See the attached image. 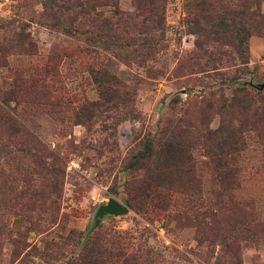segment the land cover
Returning a JSON list of instances; mask_svg holds the SVG:
<instances>
[{"label": "rangeland", "instance_id": "rangeland-1", "mask_svg": "<svg viewBox=\"0 0 264 264\" xmlns=\"http://www.w3.org/2000/svg\"><path fill=\"white\" fill-rule=\"evenodd\" d=\"M255 3L264 14V0H0V105L17 119L0 110V264H69L87 244L98 264H264ZM240 10L245 65L212 39ZM124 14L120 55L83 42ZM195 23L219 61L194 60ZM110 198L126 212L97 223Z\"/></svg>", "mask_w": 264, "mask_h": 264}, {"label": "trees", "instance_id": "trees-1", "mask_svg": "<svg viewBox=\"0 0 264 264\" xmlns=\"http://www.w3.org/2000/svg\"><path fill=\"white\" fill-rule=\"evenodd\" d=\"M254 2H257V0H253ZM79 7V13H85L83 12V4L80 3ZM142 10V7H141ZM236 14L235 12H233ZM225 14V13H223ZM243 14V11L240 10L238 12V18H234L231 21L226 20V16L223 15L222 17L218 18L217 25L215 28V31L212 30V39L216 40L217 42L225 40L227 43L231 44V46L234 48L236 51V56L240 59L242 64H246L247 61V54H248V46H247V41H246V35H245V30L243 29L244 23L241 22V16ZM250 14V19L251 22L249 24V27L251 28L252 32L258 33L260 32L259 30H263L262 28L264 27V14L261 13L260 7L257 3H255V7L249 12ZM131 15L130 14H124V15H119L116 20L112 22H108L105 24L101 22L99 31H105L104 35H101L100 38H92L89 35H86L83 37V42L90 44L91 42H99L101 43V48L105 50H111L114 52L115 55H120L119 51L123 47V45L128 46L127 42V36H128V31L126 28L122 27L123 23H126V19H130ZM158 26L161 24V21H158ZM196 26L198 27V31L195 32L197 34V38L195 40V49L193 51L194 53V60L199 61L197 59H200L202 57H206L207 60L211 58V61H219L220 60V55H212L211 53H207V51L202 48V43L204 42L203 39H201L199 35V31L201 29V26L199 23H195ZM240 24V26H238ZM79 27H77L78 29ZM153 26L146 27L143 32H151L153 29ZM203 29V27H202ZM87 50V48H85ZM205 63V62H204ZM195 64H198L195 62ZM216 67H212V69H215ZM217 71V70H216ZM218 73L223 74V71H217ZM245 86H238L236 87V91L239 93L238 96L233 97L234 105H235V110H238L239 113H244L245 111L249 110L250 104L247 99V97L243 95H248ZM258 94V93H257ZM3 104L0 105V110L2 111V115L6 118L4 119V124H7L10 126L11 124L13 125L15 122H17V119L13 117V115L9 114L13 110V108L6 103L4 100L2 101ZM11 125V126H12ZM169 145V142L164 141L161 145H158V153L160 152L161 149L165 150L166 147ZM153 144L147 145V148L144 151H141V157L142 159H148L150 156V153L153 152V154L156 153L157 150L152 148ZM10 241L16 243H22L20 240H16L14 238L9 239ZM90 244L85 246L83 251L77 255L75 258H73L69 264H98L97 258H90L89 254V249ZM18 249H15L17 251ZM20 254L19 252H16V255ZM132 258V255H131ZM128 258H125L127 260Z\"/></svg>", "mask_w": 264, "mask_h": 264}, {"label": "water", "instance_id": "water-1", "mask_svg": "<svg viewBox=\"0 0 264 264\" xmlns=\"http://www.w3.org/2000/svg\"><path fill=\"white\" fill-rule=\"evenodd\" d=\"M126 210L127 208L125 205L120 203L117 199L110 198L107 203L99 205L97 210V223L99 222V219H101V217H103V215L106 213L117 215L126 212Z\"/></svg>", "mask_w": 264, "mask_h": 264}]
</instances>
